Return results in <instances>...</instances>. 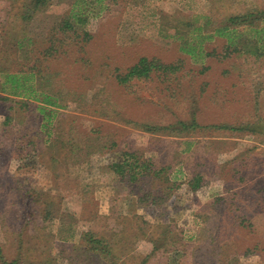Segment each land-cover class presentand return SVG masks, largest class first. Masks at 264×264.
I'll return each mask as SVG.
<instances>
[{
    "label": "rangeland",
    "instance_id": "374dc122",
    "mask_svg": "<svg viewBox=\"0 0 264 264\" xmlns=\"http://www.w3.org/2000/svg\"><path fill=\"white\" fill-rule=\"evenodd\" d=\"M72 1L50 0L48 9L22 20V0H0V68L23 58L28 38L41 41ZM117 3L90 21L94 37L87 55L79 53L67 78L86 92L89 104L97 101L90 111H75L73 104L51 107L57 117L47 128L38 126L36 135L31 110L38 103L18 107L17 98L5 100L0 92L4 261L264 264V58L209 56L203 60L208 69L202 71L200 63L178 50L172 28L177 19L192 18L199 26L204 16L223 24L229 16L258 14L264 12V0ZM194 35L206 37L209 50L216 45L220 51L224 41L207 40L205 31ZM17 41L22 45L18 52ZM140 56L175 70L157 71L127 86L109 76V65L126 67ZM191 121L197 129L178 135L164 128ZM221 124L230 128L212 126ZM80 137L82 146L113 148L77 162L71 150ZM122 147L155 169L166 167L144 179L138 194L134 185L110 180L100 169ZM192 172L202 179L196 190L188 185ZM144 191L151 192L153 202L138 200Z\"/></svg>",
    "mask_w": 264,
    "mask_h": 264
},
{
    "label": "trees",
    "instance_id": "16d2710c",
    "mask_svg": "<svg viewBox=\"0 0 264 264\" xmlns=\"http://www.w3.org/2000/svg\"><path fill=\"white\" fill-rule=\"evenodd\" d=\"M117 1L73 0L65 9L61 19L49 27L46 36L41 41L28 38L30 45L24 50L23 58L18 56L13 67L0 68V92L6 93L3 99L17 98L16 106H25L26 108L30 107V102L38 103L35 109L31 110L36 114L34 116L35 123L32 125L36 135H39L36 131L38 126L47 128L51 119L54 116L57 117L56 111L51 107L68 109L70 104H73L75 111L86 112L90 111L89 107L95 106L97 103L95 101L89 104L85 99L86 92L80 91L77 86L69 85L67 78L74 71L75 63L80 59L79 53L85 52L86 46L94 37L88 29L90 21L101 18L112 11L113 6L118 4ZM49 6L50 0H22L18 5V14L22 20H28L35 12L42 11L45 7L48 9ZM28 12L30 13L28 14ZM225 20H227L226 23L216 24L204 16L203 24L195 26L192 18H187L182 23L177 19L176 25L172 27L175 28V35L178 36L177 40H174V42L178 41V50L188 56L190 60L200 63L203 66L202 71L208 69L203 60L209 56H217L221 59L244 57L252 58L255 61L264 58L263 11H259L258 14L247 12L229 16ZM201 31L209 33L207 35L209 41H212L215 36L223 38V43L218 47L220 51H216V45L211 50L206 48L204 44L206 37L197 36L196 39L194 32L200 34ZM189 36H192L190 40ZM37 44L41 46L39 49ZM21 46V43L17 41L14 45L15 51L18 52ZM84 54L87 55V52ZM54 62H57V67L54 66ZM109 66V76L118 85L123 86L129 85L133 80L148 79L157 71L175 70L174 67L164 66L157 58L148 56H140L126 67L115 64ZM6 119L8 120V117ZM178 124L180 127L173 125L164 128L170 129L169 132L178 135L184 130L197 129L198 127L195 121L179 122ZM212 126L219 129L230 128L223 124ZM91 139L96 140V137ZM82 140L80 137L71 150L72 156L77 162L86 159L93 151L104 153L113 148V146L100 148V145L94 149L88 148L87 145L86 147L82 146ZM109 155L110 159L106 164L101 165L100 169L110 180L124 181L128 185H134L132 189L134 191L138 189L135 191L136 194L141 191L140 183L144 179L155 178L160 171L166 169V167L155 169L149 160H143L141 155L136 151H129L127 147L113 150ZM201 183V176L192 172L191 179L188 180L191 190L199 188ZM149 198L153 202L150 191H144V195H138L140 201ZM94 243L100 244L101 240L96 239ZM0 259L3 264H16L13 261L11 263L4 261L1 251Z\"/></svg>",
    "mask_w": 264,
    "mask_h": 264
}]
</instances>
